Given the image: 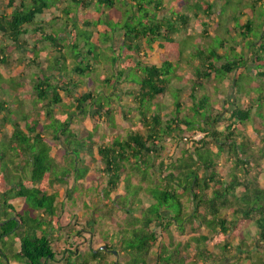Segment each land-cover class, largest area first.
<instances>
[{
  "label": "trees",
  "instance_id": "obj_1",
  "mask_svg": "<svg viewBox=\"0 0 264 264\" xmlns=\"http://www.w3.org/2000/svg\"><path fill=\"white\" fill-rule=\"evenodd\" d=\"M250 1L253 10L264 6ZM213 6L201 7L210 23ZM50 10L57 15L43 21ZM164 10V0H0V64L12 67L16 53L18 64L41 67L34 83L23 71L13 78L24 79L32 109H23L18 90L15 105L0 103V264H264V177L260 185L251 175L264 161V31L259 50L257 42L249 51L231 47L230 59L224 41L221 52H194L188 100L176 90L162 114L159 100L171 93V69L181 58L176 39L191 20L184 9ZM155 48L159 64L145 62ZM51 53L61 66L53 67ZM213 76L230 84L215 108L199 94ZM62 188L72 203L59 200ZM76 199L90 209L89 218L80 213L85 229L64 213ZM100 204L121 212L120 223L105 221L112 211L101 214ZM250 227L256 238L248 245ZM172 229L191 236L176 241Z\"/></svg>",
  "mask_w": 264,
  "mask_h": 264
},
{
  "label": "rangeland",
  "instance_id": "obj_2",
  "mask_svg": "<svg viewBox=\"0 0 264 264\" xmlns=\"http://www.w3.org/2000/svg\"><path fill=\"white\" fill-rule=\"evenodd\" d=\"M147 1V0H146ZM214 2V3H212ZM205 3L214 5L212 7V10L214 11V15L212 17L213 22L210 23L211 21L209 19H207L206 17H204V14L202 12L201 7L204 6ZM164 6H165V10L163 12V14L165 15H169L170 10L175 11L176 14L181 13L182 9H184V13L187 15H191V20L188 23V25L186 26V29L183 31V33L181 34V36L179 38H177L176 40L180 43L179 44V49L178 52L180 53L179 56H181L180 59L178 60H174L175 62V68L173 67L171 69V73L173 74L176 71L177 76L176 77H171L170 79V91L171 93H167L165 96H163L160 100L159 103L161 104V107L164 106V108H161V113H165L166 111H169L170 109H172V96L173 98H177V94L175 93L176 90H182L181 91V96L184 102H186V100H188L187 95L190 92V83L188 79V64L190 62V59H192L194 52L198 51L200 48L205 49L206 53H210L211 51H218L221 48V43L222 41H224V51H225V58L226 59H230V57L232 58L231 52H230V48H236L239 50L240 47L244 48L245 50H251V48L249 47L250 43H254L257 42V44L255 46H252L253 49L259 50V45L258 42L260 40V42H262V38L261 35L263 34L264 31V6H256L254 8V10L252 9L253 6V2H251L250 0H164ZM128 11H130V8H128ZM197 12L198 14V18L200 19H196L193 17V13ZM183 13V12H182ZM57 15L56 12H54V10H50L49 12L45 11V14L43 16V21L48 22L51 20V18ZM39 20L38 18L36 19ZM250 21V31L245 33L244 35H240L241 33V29L240 27L246 22V21ZM200 23H205L207 25V35L208 36H201L202 34V26ZM53 27L50 28L49 32L53 31ZM55 30V29H54ZM48 31V30H47ZM245 31H242V33H244ZM240 41V43L238 42ZM41 45H38V49H40ZM200 46V47H199ZM240 46V47H238ZM252 49V50H253ZM190 50V51H189ZM28 52H32V50L28 49ZM39 51V50H38ZM220 52L222 50H219ZM21 51V55H22ZM238 52V51H237ZM27 52H24L22 57H24L23 61H27L28 62V58L29 55L26 54ZM37 51L32 53L33 56L37 55ZM96 53H98L99 58H102L101 51L100 48H97ZM162 53V50L155 48L153 51H147V54L145 55V62L147 63H157L159 64V57ZM36 54V55H35ZM52 55L50 56V63L53 65V67H55L57 65V63L59 61H57V57H55L54 53H51ZM54 54V55H53ZM248 57V53L246 54ZM12 58H9V62H12L13 66L10 68H5L7 66L0 64V74L2 75V79L0 78V103L1 101L3 102H7V103H14V105L16 104L15 98V91H17V96L21 97L23 102L21 103L23 106V109H32V104H31V100H30V91L28 88H26V84H23V80L19 77L17 79H13L14 77H16L17 75H20V71H23V74H27V78L25 79V81H29L31 83L35 82L37 73L39 70H41V67H39V65L37 64L36 66L34 65H30L28 67L25 66L26 62H23V64H18L17 60H18V54L14 53L11 55ZM260 56V55H259ZM263 56V55H262ZM55 57V58H54ZM235 57V56H234ZM238 58V56H237ZM261 58V57H260ZM12 60V61H11ZM42 59L40 58V61ZM180 61H183L182 63ZM90 63V65H95V62L93 61V59L91 57H87L84 58V63ZM264 62L261 60V62L259 63L260 65H262L264 67ZM41 66V64H40ZM58 66H61V63H58ZM44 68V66H43ZM191 70H192V66H191ZM101 72L97 73V76L101 82V78H102V74H100ZM36 74V75H35ZM29 76V77H28ZM95 76V75H94ZM101 77V78H100ZM221 76H217V77H212L210 79V83L208 86H205L203 89L199 90V94H207V101H209V103L211 104V106H213L214 108L216 107V104L218 103L217 98H221V99H226L228 94H229V88H230V84L227 80H223V82L219 83V78ZM12 78V79H11ZM222 78V77H221ZM21 80V81H20ZM191 82V81H190ZM238 82H242V79L239 80ZM184 88H182L181 86L184 85ZM217 86V87H216ZM30 87H33L32 85H30ZM219 89V90H218ZM180 94V93H179ZM241 98H243L244 100V96H240ZM199 97H197L198 99ZM128 101V99L126 100ZM190 103H188L189 105ZM207 104V103H206ZM132 106V105H130ZM203 106H205L203 110L200 111L202 118H205V111L207 110L208 107L206 105L203 104ZM133 107V106H132ZM33 112V111H32ZM129 117L133 119V122H135L137 125L139 124V116L138 114H136L135 110L132 109L130 110V114ZM197 119V118H196ZM87 127L89 128V125H87ZM189 132V131H187ZM246 135L249 136L250 141L256 143L257 138L253 135L252 133V129L250 126H246ZM202 137V134H197L194 138L195 139H200ZM169 144H172L170 142H168ZM258 159V158H257ZM220 162H224L223 159L220 160ZM260 166H258L257 168H253L251 170V175L252 177H254L253 179L255 181H257L260 185L263 182V177H264V161L260 160ZM93 165H91L92 167ZM93 168V167H92ZM225 172L227 171V169H224ZM135 183L138 182L137 179L133 180ZM95 183H99V182H95ZM63 190H61L60 192V196H59V200L60 201H65L67 202H71L70 200H72L73 198V193H71V190H67V194H66V190H64V188H62ZM100 187L98 188V190L100 191ZM122 190L123 188L121 187L119 190H117V192L111 194V198L112 200H116L118 197H120L119 195L122 194ZM85 191V190H84ZM51 191H49L50 193ZM81 192V191H80ZM80 195V194H79ZM70 196V197H69ZM78 196V195H76ZM69 197V198H68ZM141 197L143 198V195H141ZM77 198V197H76ZM81 198V197H79ZM144 199V198H143ZM69 200V201H67ZM88 201V203H91L90 200L86 199ZM95 201H97L96 196L94 198ZM65 203V209H64V213L67 212V214H70V216H72V221L75 222L74 216L79 217V228L85 229L84 225L86 224L85 220L81 218V214L82 212H85L87 214H85V216L87 218H89V214L90 213V209L86 208V205L83 201H81L80 199H76V206L75 207H71L70 204H66ZM72 203V202H71ZM143 204L148 206L149 202L147 200L144 199ZM15 208L17 210L21 209V202H14ZM96 211L97 210H102L101 214H107V211H112V216L113 219L111 220H105V221H116L117 223H120L121 221V216L122 213L118 212L117 210H111L110 206L106 207L103 204L100 205H96ZM110 208V209H109ZM92 209V208H91ZM89 210V211H88ZM69 217H66V220H68ZM106 226L110 225H106V224H102L99 226L100 229H105ZM113 228V226H112ZM87 230V229H86ZM174 235L176 236V241H185L186 239H189L191 234L188 233V230L186 232V234L180 235L176 230L172 229ZM249 234L250 236L246 235V232L244 233V237L246 242L249 244H252V242L255 240L256 235H255V229L250 227L249 228ZM203 233V231H201ZM57 236V234L55 235V237ZM249 237V238H248ZM57 241V242H56ZM54 241V247L58 246L62 243V241L56 240ZM236 243V241H235ZM94 248H97L98 245H100V241L99 240H94ZM210 250H211V245L209 246ZM112 256L116 257L117 252L115 250H112ZM216 255H218L216 253ZM121 256H123V254H121ZM193 255H189L190 259H192ZM154 251L151 252L150 254V260L154 259ZM217 257V256H216ZM121 262H123V258L120 257ZM233 262V261H231ZM218 262H216L217 264Z\"/></svg>",
  "mask_w": 264,
  "mask_h": 264
},
{
  "label": "water",
  "instance_id": "obj_3",
  "mask_svg": "<svg viewBox=\"0 0 264 264\" xmlns=\"http://www.w3.org/2000/svg\"><path fill=\"white\" fill-rule=\"evenodd\" d=\"M99 249H100V250H105L106 247H105V246H101V247H99ZM95 252H96V251H95Z\"/></svg>",
  "mask_w": 264,
  "mask_h": 264
},
{
  "label": "crops",
  "instance_id": "obj_4",
  "mask_svg": "<svg viewBox=\"0 0 264 264\" xmlns=\"http://www.w3.org/2000/svg\"><path fill=\"white\" fill-rule=\"evenodd\" d=\"M24 65V64H23ZM19 98L22 100V98L19 96Z\"/></svg>",
  "mask_w": 264,
  "mask_h": 264
},
{
  "label": "built area",
  "instance_id": "obj_5",
  "mask_svg": "<svg viewBox=\"0 0 264 264\" xmlns=\"http://www.w3.org/2000/svg\"><path fill=\"white\" fill-rule=\"evenodd\" d=\"M195 139V138H194ZM195 140H198V139H195Z\"/></svg>",
  "mask_w": 264,
  "mask_h": 264
}]
</instances>
